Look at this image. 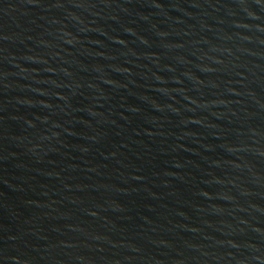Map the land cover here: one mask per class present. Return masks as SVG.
<instances>
[{"label": "water", "instance_id": "95a60500", "mask_svg": "<svg viewBox=\"0 0 264 264\" xmlns=\"http://www.w3.org/2000/svg\"><path fill=\"white\" fill-rule=\"evenodd\" d=\"M0 264H264V0H0Z\"/></svg>", "mask_w": 264, "mask_h": 264}]
</instances>
